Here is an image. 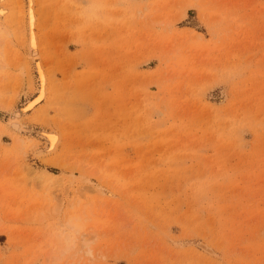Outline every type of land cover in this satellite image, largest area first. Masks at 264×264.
<instances>
[{"label":"rangeland","instance_id":"374dc122","mask_svg":"<svg viewBox=\"0 0 264 264\" xmlns=\"http://www.w3.org/2000/svg\"><path fill=\"white\" fill-rule=\"evenodd\" d=\"M54 258L264 264V0H0V264Z\"/></svg>","mask_w":264,"mask_h":264},{"label":"bare ground","instance_id":"6f19581e","mask_svg":"<svg viewBox=\"0 0 264 264\" xmlns=\"http://www.w3.org/2000/svg\"><path fill=\"white\" fill-rule=\"evenodd\" d=\"M35 23H36L35 15H34L32 9H30L26 14V28L28 30L27 31V45H28L27 48L31 54V57L33 58L32 62H33L34 71L36 74V80H37V82H36L37 86L36 87H37V89H36L35 96L32 99H30L29 101H27V103L23 106L22 111H21L22 116L24 113L31 112L32 110H34L39 104H41L45 100V98L47 97V89H48V85H49L48 84V77H47V74L45 72V68L43 66L42 61L39 58V55H38L39 46H38V40H37V36H36V26H35L36 24ZM16 117H17V115H16ZM22 127L23 126H20L19 129L20 128L24 129V127L23 128ZM25 131H28V130H25ZM58 133L55 132L54 130H41V131H39V135L42 138L46 139V146L44 147V149L37 151L39 153V154L37 153L38 155L41 154V155H45L48 157L49 155H52L53 153L56 152V150L58 149V146L60 144V141H61V137L59 135L60 133L59 134ZM20 137L16 139V146L18 148H21L23 143H24V140L20 139ZM34 151H33V153H34ZM74 218L78 219V217H76V216L73 217V219ZM70 220L71 219H69V222H70ZM54 242H56V244H59V245L64 244L65 247L63 249H61V250L57 249V250H60L62 255L69 252V250H71L74 246L72 244L73 242L71 241V236H69V235H67L64 238H62L61 236H58L56 241H54ZM83 246L88 248V243L83 241ZM200 247L204 251L208 252L209 254L213 253L212 250L210 248H208L207 245H205V244H202ZM90 253H91L90 250L86 251L87 255H90ZM213 255H214V253H213ZM58 261H59V258H54L49 264H57Z\"/></svg>","mask_w":264,"mask_h":264}]
</instances>
